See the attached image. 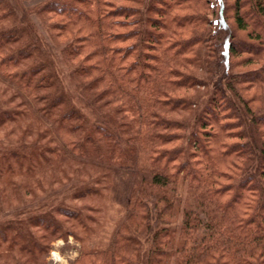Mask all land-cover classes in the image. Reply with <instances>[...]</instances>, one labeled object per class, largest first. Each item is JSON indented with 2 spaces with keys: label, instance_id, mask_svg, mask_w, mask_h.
<instances>
[{
  "label": "trees",
  "instance_id": "16d2710c",
  "mask_svg": "<svg viewBox=\"0 0 264 264\" xmlns=\"http://www.w3.org/2000/svg\"><path fill=\"white\" fill-rule=\"evenodd\" d=\"M114 1L41 0L57 52L0 0V128L21 133L0 194L48 192L0 218V257L46 264L72 235L70 264H264V0ZM106 199L124 216L86 246Z\"/></svg>",
  "mask_w": 264,
  "mask_h": 264
},
{
  "label": "rangeland",
  "instance_id": "374dc122",
  "mask_svg": "<svg viewBox=\"0 0 264 264\" xmlns=\"http://www.w3.org/2000/svg\"><path fill=\"white\" fill-rule=\"evenodd\" d=\"M8 1L11 5H13L15 9L18 23L22 24L25 27V29H29V31L32 33L31 37L33 35L34 38L38 40L40 45H48V47L51 50L53 49L52 51L57 50L58 52L59 45L61 46L60 43L62 42V40L63 41L65 40V33H62V37L59 36L57 41L55 40L54 43L50 41L49 34L51 33V30L49 31L48 25L50 27L51 24L49 23L52 21L54 17L56 18V16L51 12L40 13V11H38L41 0H8ZM114 2H115V5H123V4H120V2L117 0ZM229 13L231 14V11H229ZM49 17L51 18V21H48L50 20ZM227 22L229 23V25L234 27V23L231 17L227 18ZM240 33L244 34L243 32H240ZM235 46L236 48H240L242 45L239 43H236ZM241 55L243 54H240L237 57H240ZM55 61L57 63V66L62 67L58 56L55 57ZM61 67L59 68L61 71H64V72L67 71L66 67L64 66L62 68ZM1 78L2 77L0 76V79ZM1 92L2 91L0 88V93ZM5 92L3 91L2 95ZM204 95H205V90H204ZM0 101H2L1 103L4 102L3 99H0ZM7 134L3 132V129L0 128V143L1 144H5V142H9V141L15 142L19 138V135L21 133L19 134L15 130H13V132L10 131V133H7ZM4 136L6 137L4 138ZM23 137L24 138L22 140H25V141L32 140L31 139L32 136L29 137L28 135H24ZM19 140L20 139H18L17 141ZM76 180L77 179L75 178V180L73 181H76ZM70 182L71 181L66 180L65 183H63L62 185L63 197L68 194L67 188ZM1 188L2 187H0V190ZM4 188L5 189H3V191L9 190V193L7 194L3 192L0 194V218L5 217L6 214H9L10 212L14 213L15 208L19 205L26 204V205H29L28 207L30 208L31 207L30 205L32 206L35 205L37 201L44 200V198L47 196V193H48V192L44 193L43 190L41 191L37 190L34 193V195L29 192H26L24 195L23 194L18 195L15 190L12 191L9 189L11 187L9 188L4 187ZM25 190H27V188H25ZM30 194H32V196H30ZM99 203H102L101 213L98 214L97 216L98 222L94 226L93 230L91 231V234L85 235V233H80V230L77 228V232L80 233L82 238L85 237L83 241L84 244L89 247H92V244L96 245V243H99V242L105 243L109 241L115 227L117 226L119 221L122 220L124 216V211L121 210L120 207H117L111 200H108V199L100 200ZM79 204H81V202H79ZM173 222H175V224L178 225L179 217L175 218ZM24 233L26 235V231ZM80 246H81V243L78 240H76L72 235L67 236L66 239H62V238L56 239L51 243L50 249L43 259L45 260L46 264H70L79 255ZM2 253L7 255L9 259L11 260H9L10 262H8L0 257V264L14 263L12 261L20 256L18 254L14 255L13 253H8V252H2ZM20 258L22 260L24 257L20 256Z\"/></svg>",
  "mask_w": 264,
  "mask_h": 264
}]
</instances>
